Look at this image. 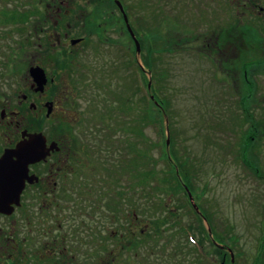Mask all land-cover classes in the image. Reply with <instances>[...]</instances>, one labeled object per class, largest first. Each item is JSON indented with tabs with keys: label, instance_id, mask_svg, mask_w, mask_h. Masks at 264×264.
<instances>
[{
	"label": "rangeland",
	"instance_id": "rangeland-1",
	"mask_svg": "<svg viewBox=\"0 0 264 264\" xmlns=\"http://www.w3.org/2000/svg\"><path fill=\"white\" fill-rule=\"evenodd\" d=\"M121 1L126 6L133 36L122 16H109L112 4L107 0H0L2 97L11 95L14 90H23L27 84L25 72L6 74L4 64L6 61L9 69L11 64L22 65L24 71V64L37 57L29 44L31 41L24 44L21 41L37 36L39 27L35 32L34 20H37L38 6L45 11L43 31L38 34L46 39L47 51L40 58L44 66L55 59L51 55L55 53L49 50V44L55 41L51 38L53 32L70 29L75 38H85L78 47L77 58L71 60L73 68L69 69V61L62 65L60 74L55 77L56 85L51 86L53 92L57 86H65L69 96L68 119L35 121L27 118L32 114L25 109L26 119L20 129L43 132L49 141L63 139L61 146L70 141L67 145L72 149L71 162L62 165L65 172L58 178L62 182L58 194L61 201L47 210V205L37 200L40 195L28 193L26 197L36 199H25L11 216L0 215V264H24L21 258L37 264L41 213L55 214L63 224L73 223V220L79 222L87 212H93L90 201H82L84 197L102 200L110 211L107 214L124 217L125 235L112 233L106 243L112 249L109 254L112 264H126L125 261L131 264L146 261L230 264L223 252L217 254L215 238L203 242L207 254L201 256L199 252L194 253L190 240L181 233L180 228L187 229L189 225L195 227L194 232L200 229L195 214L190 208H184L188 203L179 193L177 183L169 176L175 172L176 163L169 149L172 141L193 181L194 194L198 196L193 195L194 202L212 217L221 245L232 250L234 264H253L264 242V72L252 75L253 81L250 69H260L263 65L260 40L264 37V22L243 13L246 11L239 0ZM55 12L57 16L52 18ZM149 29L160 38L153 41L155 50L152 52L156 62L154 71L164 76V79H156L158 82L148 70L144 77L138 66L133 68L131 63L127 64L135 58L143 66V50L147 48L145 32ZM96 31H103V36L97 38L93 33ZM236 37L235 43L229 45ZM137 42L140 45L138 56L135 52ZM19 47L22 49L18 55L24 60L14 63V51ZM67 59L59 58L61 61ZM247 64L249 76L245 75ZM146 79L151 80V86L162 99L168 98L170 102V117L164 120L165 133L161 127L146 123L140 116L143 109L140 94L147 91ZM123 97L130 102L132 110L120 101ZM5 127L0 125V156L8 142L5 133L17 138L20 134L13 126ZM248 136L249 143L246 142ZM244 145L249 152H244ZM111 150L116 157L120 155L123 162L122 155L128 157L124 167L129 186L131 182L138 190L140 187L147 190L156 185L160 190L154 195L153 203L148 204L136 193L135 198L113 194L124 187L129 193L131 186L129 188L126 179L120 186L112 187L115 185L113 173H108L107 169L112 163L117 166L119 158L111 155ZM251 150L257 156L252 164L249 163ZM108 159L111 165L106 163ZM71 164L75 165L72 170L76 172H72ZM144 176H151L153 183L150 179L142 182ZM161 184L166 185L169 195H162ZM77 194L81 199L76 201ZM164 204L168 210L167 219L160 218L165 217L160 211ZM77 213L82 214L81 218ZM28 221L34 222L28 225ZM99 222L107 225L105 219ZM203 224L211 229L206 221ZM79 226L76 239L91 243L87 252L101 254L99 242L105 234L95 235L92 243L90 237L80 233ZM112 227L109 224V229ZM196 232L195 238L199 240ZM119 243L124 248L113 251L112 245ZM12 245L14 251L17 249L13 252L16 258L8 262ZM86 254L82 247L74 253L78 262Z\"/></svg>",
	"mask_w": 264,
	"mask_h": 264
},
{
	"label": "flooded vegetation",
	"instance_id": "flooded-vegetation-1",
	"mask_svg": "<svg viewBox=\"0 0 264 264\" xmlns=\"http://www.w3.org/2000/svg\"><path fill=\"white\" fill-rule=\"evenodd\" d=\"M107 1L112 4L110 6L109 16L112 18H116V16L120 15L124 19V14L121 12L120 8L117 6L115 1L114 0H107ZM239 1H240V6H242L246 11L243 13H246V15H248L249 13V17L252 16L255 18L256 16V18L259 19V22H264V0H239ZM123 7L126 12V7L125 6ZM41 8H42L41 6H38V10H36L37 20L36 21L34 20L35 23L34 29L39 27V29H37V36L36 35L30 36L29 38H25L23 41H21L22 44L31 41V43L29 44L32 45L31 48L35 50V55L37 57L32 58V61H30L27 64H24L26 66L24 67V71L22 65L20 66L18 64L15 65L11 64L9 66L11 69L10 70L7 67L6 61L4 64V67L6 69L5 70L6 74L10 75L11 72L12 73L15 72L16 74H19V72H25L26 76L28 75L26 77L27 84L24 85L23 90H14L13 92H11V95H6L5 97L4 96L2 97V95H0V97H2V100L0 102V125L6 126L5 128H8L9 126L11 127L13 126L17 130H20L22 127V123H24L26 119L25 109L27 113L31 112L32 114L31 117H27V118L33 119L35 121L48 122L51 120L68 119L67 115L69 113L66 110V105L69 102L68 101L69 96H68V92L65 90V86L63 85L57 86L56 88H54L55 92L51 90V86L56 85L57 81L55 80V77H57L58 74H60L59 71L62 70L61 66L65 64L67 65L68 64L67 61H69L71 65L72 63L71 60L74 61L77 58L76 52L78 50V47L81 44H83L85 38L84 36H82L81 38L80 37L75 38L73 36L74 32L71 31L70 29H68V31L66 32H53L51 34L52 36L51 38H54L55 41L52 44H49L50 46L49 50L55 53V54L51 53V55L54 56L53 58L55 59L50 61L51 63L45 64L44 66L41 63L40 58H43L47 51L45 45L46 39L45 37L40 38L38 36V34L43 31L42 30L43 28L41 26L45 24L43 18L45 11L44 9ZM54 16H57L56 12L52 15V18H54ZM102 18L103 19L105 18L104 15ZM93 33L97 35V38L103 36V31L101 32L96 31V33L95 32ZM102 39H104V37H102ZM235 39L237 40V37L232 38L229 45L230 44L233 45V43H235V41L233 42V40ZM75 40H80V41L76 44H73L72 42ZM260 44H261V50L264 52V37L260 40ZM21 49L22 47L16 48V51H14L16 52L15 53L16 57L13 58L12 62L18 63L24 60L22 59V57H19L18 55ZM217 49L219 50V47H217ZM221 50L222 49H220V51ZM66 57L70 60L68 59L63 61L59 60V58L65 59ZM70 65L68 66L69 69L70 67L73 68V65L71 66ZM35 67L42 68L46 74L47 83L45 84L43 91L37 90V85L35 84L31 76V69ZM250 70H251L250 76L254 81L252 75L258 73L259 71L256 72V70L259 69L252 68ZM263 72L264 71H262V73ZM245 75L249 76V64H247ZM254 88L255 87H253L252 89ZM69 118H71L70 115ZM73 119L76 120L74 117ZM21 131L22 130H20V133ZM18 136L19 138L8 132L5 133V137L8 139V142L2 154L6 149L14 148L17 145V143L21 140V134H19ZM62 140L63 139H58L57 141L56 140L49 141L47 137V145L50 146V144L53 141H55L59 146V150H55L51 152V154L47 157L46 160L41 161L30 167L31 170L30 174L37 175L39 177V182H36L34 184H27L21 198V203H23L25 199L31 201H34L36 199L34 196L33 198H31V196L26 197V194L28 195V193L40 195V198H37V200L40 199V201H42V205H47L46 206L47 210H49L52 207V205L53 207L56 206L58 204V201L59 202L61 201L62 197L58 196V194L61 193L62 182H59L58 178L62 177V174L65 172L63 170L64 166H66L65 164L67 162H71L70 156L72 152V149H70L69 145H67L69 140L66 141L67 144L61 146ZM74 167L75 165L71 164V170ZM73 171L76 172V170H72V172ZM92 201L93 198L91 197L90 202ZM77 214L80 215L81 218L82 214L81 213H77ZM110 218L111 221L109 223ZM123 218L121 215L116 217L114 214H107L106 216V214H101L99 212H87L86 217L83 218L84 220H81L79 222L73 220V223L75 224H73L72 222L63 224L60 218L57 217V215L54 214V216H51L48 213L42 212L40 216V224L42 229L40 230L41 235L39 239V248H38V255L36 260L37 264H79V263L80 264H112L111 260L109 259L110 258L109 254L112 249H110L106 243L109 240L108 238L111 237L112 233L113 234L117 233L120 234L121 236L125 235V230L127 229L124 230ZM101 219H105L107 225L100 223L99 221ZM33 222L34 221H28V225H31ZM78 224L80 225L79 226L80 233H82V235H87L88 237H90L91 239H89V241H91L92 243L94 240L93 237L95 235H98L101 232L105 234V237L102 236L99 242L100 244L99 248L102 251L101 254H94V252L92 253L91 251L87 252L86 248L87 246H90L91 243L85 240L76 239L77 231H78L76 227ZM109 224L113 226L112 229H109ZM94 225L96 226V229L92 228ZM41 237L43 239H41ZM11 241L13 242L14 238H11ZM78 246L82 247V249L87 253L85 256H83V258H80L79 262L77 261V258L74 255L75 251L77 249L79 250ZM112 247H113V251L117 252L121 247H123V245L113 244ZM13 252H17V249H15L14 251L13 248L12 254L9 255L10 257L8 256L9 258L8 262H14L16 258L14 257ZM29 256L31 257L32 254ZM20 261L24 264L25 263L31 264V262L28 263L25 258H21ZM124 263L131 264L129 261L128 262L125 261ZM132 264H136V263H132ZM139 264H157V263L154 261H146V262H139Z\"/></svg>",
	"mask_w": 264,
	"mask_h": 264
},
{
	"label": "trees",
	"instance_id": "trees-1",
	"mask_svg": "<svg viewBox=\"0 0 264 264\" xmlns=\"http://www.w3.org/2000/svg\"><path fill=\"white\" fill-rule=\"evenodd\" d=\"M150 30L151 29H149V31L145 32V39L147 40V44H146L147 48L145 50H143L144 51V56L142 55V62H143L144 69L138 64L137 59H135V58H134V60L128 61L127 64L131 63L132 64L131 67H133V68H134V66L135 67L138 66L137 69L141 72V74L144 77L146 76L145 73L148 70L150 73H152V79H154L156 81V79H159L160 77L162 79H164V76H162V74L154 71V69L156 67V62H155V60L153 58V54H152L153 50H155V49H153V47H154L153 41L160 40V38H158V36H156L155 33L153 34V30H151L152 33L150 32ZM130 58H132V57H130ZM154 80H152V82ZM156 82H158V80ZM146 83H147L146 84L147 91L145 89L146 93L143 95V93L141 92V94H140V101H141V104H143V107H141L143 109L140 110V114H141L140 116H141V118L144 119V121L146 123H148V124L153 123L152 125H154V126L157 125V127H161L162 128L161 131L165 133L164 120L168 116L170 117V109H171L170 102H169L168 98L162 99L158 95L159 93H157L156 89L153 86H150V88H149V86H148L149 85V81H147V79H146ZM139 91L140 90H138V92ZM152 97H153V99H152ZM120 101L122 103H124V105L126 107H129L130 110H132L130 102L128 101V103H127L126 101H124V97H123V99H120ZM121 102H119V103H121ZM116 103H118V102H116ZM249 118L252 119V117H250V115H249ZM117 122H119V121H117ZM158 131H159V129H158ZM249 139H251V138L248 136V138L246 139V142H248ZM163 146L166 147L167 145L163 144ZM163 146H161L162 149H163ZM169 149H171V152H172L171 156L173 157L174 162H176L174 164V166H173L174 169H175L174 170L175 172H172V174L169 175V176H171L170 178H172L173 181H175L177 183L179 191H180L179 193H182L184 195V199L188 203L187 205L184 204V208H190L192 214H195V216H196L195 220H196V223L199 225L198 229H200V231H197V232L195 231V232L197 233V235H199L200 239L199 240L196 239L197 236H196V234L194 232L195 227H193V225H189V227L187 229H185L184 227L180 228L181 229V233L184 234V236L187 238L186 239L187 241L190 240L189 237L191 236L192 238H194L197 241V243H199L198 245L205 246V244L203 242L206 239L210 238L209 230L207 228H205V225L203 224V222L206 221L209 224V226L211 227V231H212V234H213L215 240H217L220 243H222V240H221L218 232L216 231L215 223H214L212 217H210L209 213H206V211H204V209L200 205H198L202 215L198 214L195 211V209L193 208V206H192V204L190 202V199H189V196L187 194V191L184 188V184L188 187V189L195 196V198L198 197V196H196V194H194L195 190H194L193 181L191 180L190 175L188 174V172H186L187 171L186 168L183 166V164L181 163L179 157L177 156L176 151L174 150V147H173V141H172L171 147H169ZM248 150L249 149H246V147L244 145V152H249ZM110 153H112L111 155H114V156L116 155L113 151L110 152ZM126 154L128 155V152ZM163 154L165 155V151L164 150H163ZM244 155H246V154H244ZM122 156L124 158V162L120 158V155H118V157L115 156L116 159L119 158L118 159L119 162H118L117 166L114 163H112V165H111V162L109 161L110 159H108L107 162H106L107 164L111 165V168L108 167V169H107L109 171L108 173H113L112 177H114V182H115L114 184L115 185L112 186V187L120 186L119 184H121V182L125 183L126 179H127V183H128L127 185L129 186V177L126 174V168L124 167V164L126 163L125 162L126 156L125 155H122ZM127 159H128V157L126 158V161H127ZM252 159H257V156L252 154V150H251V153H250V156H249V163L250 164H252V161H253ZM169 166H170V170L169 171H171V167L172 166L171 165H169ZM177 169H178V172H177ZM256 169L259 170L258 167ZM256 169H255V172H259ZM134 172L132 173L133 178H135L136 173H137L136 170ZM147 179H150L149 181H150L151 184L153 183V178L151 176L145 177L144 181H142V182H145ZM161 185L164 188V190L162 191V193H163L162 195H169V193L166 192V187H165L166 185H164V184H161ZM168 185L170 186V183H168ZM130 186H131V188H130ZM130 186H129V188H130V192L129 193L127 192L125 187H124V189H119V190H116L114 192L112 191V192H113V194H115V195H117L119 197H121V196L125 197V195H126V197H134V195L136 193L140 197L142 195V197L144 198V200H146L148 202V204L153 203L154 195L157 192H160V190H158V188H156V185H153L152 187L147 188V190L145 188H141V187L138 190L137 187L134 186V183H131V182H130ZM168 188L170 189V187H168ZM73 196H74V194H73ZM78 196H79V198H78ZM90 198L91 197H89V198L88 197H84L82 199V201H90ZM75 199L77 201V200L81 199V196L79 194H77ZM90 205H91V208L93 209V212H99L101 214H107L108 212H110L108 210V207L104 204V202L102 200L93 199V201L90 202ZM153 208L155 210L158 209V208H155V207H153ZM160 211L164 214L162 216H165V217H160V218L161 219H167L168 218L167 217L168 210L166 209V204H164L162 206V210H160ZM157 220L159 221V219H157ZM201 226L204 227V229H202ZM263 243L264 242H262L261 245H260L261 246V250L258 252V256L254 259L253 264H264V251H263L264 250V244ZM190 244L192 246V250L194 251V253L199 251L198 247H196L197 244L193 245L192 242H190ZM220 252L222 253V251H220ZM221 253H220V255H221ZM223 257H224V254H223ZM229 257L230 256L227 255L226 259L228 260ZM228 261L231 264V258H229Z\"/></svg>",
	"mask_w": 264,
	"mask_h": 264
},
{
	"label": "water",
	"instance_id": "water-1",
	"mask_svg": "<svg viewBox=\"0 0 264 264\" xmlns=\"http://www.w3.org/2000/svg\"><path fill=\"white\" fill-rule=\"evenodd\" d=\"M117 3L123 11L121 3ZM125 20L133 36L127 17ZM78 42L79 40H75L72 43ZM136 44L137 51L140 52V45L138 42ZM31 76L37 85V90L43 91L47 83L44 70L39 67L32 68ZM21 136L22 139L17 145L6 149L0 157V214L4 215H11L15 208L21 205V196L27 183L34 184L39 181L37 176L30 175V166L46 160L52 151L59 150L55 142L50 147L47 146V138L42 132L23 131ZM190 198L192 200L191 195ZM194 207L198 211L195 204Z\"/></svg>",
	"mask_w": 264,
	"mask_h": 264
}]
</instances>
